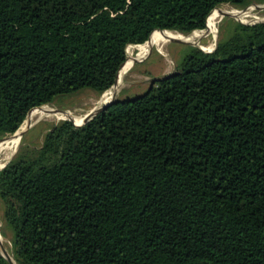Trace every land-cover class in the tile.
Returning a JSON list of instances; mask_svg holds the SVG:
<instances>
[{
    "label": "trees",
    "instance_id": "trees-1",
    "mask_svg": "<svg viewBox=\"0 0 264 264\" xmlns=\"http://www.w3.org/2000/svg\"><path fill=\"white\" fill-rule=\"evenodd\" d=\"M251 2L0 0V137L59 95L109 90L129 45ZM233 22L214 51L188 46L146 93L61 121L0 169L17 264H264V22Z\"/></svg>",
    "mask_w": 264,
    "mask_h": 264
},
{
    "label": "rangeland",
    "instance_id": "rangeland-1",
    "mask_svg": "<svg viewBox=\"0 0 264 264\" xmlns=\"http://www.w3.org/2000/svg\"><path fill=\"white\" fill-rule=\"evenodd\" d=\"M233 9L243 12L251 11V13L249 17H246L243 20L234 16L223 17L221 19L222 22L220 21L216 26V35L212 33L210 36H207V33L209 31L213 32L212 28L208 31H200L192 34L190 33L182 35L197 40L199 39L201 41L200 44L210 46V50H213L214 48H216L220 37H229L231 28L234 26L233 19L237 21H242L245 24H254L257 22L264 21V1L262 0H252V2L245 7H234L231 4H225L219 7L218 10ZM172 32L177 33L176 31ZM174 36L175 35L164 36L158 42L142 46L140 48H136L134 45L128 46V57L131 56V59L126 65L125 72L123 73L121 78V83H117V85H115L118 88L114 93H117L118 99H132L134 97L142 95L146 93L157 80L162 79L163 77L171 74L176 70L177 65L183 60L184 56L186 55L188 51V46L191 45L171 40ZM210 50L207 49L204 51L208 52ZM107 93L99 94L96 90L92 88H85L75 93L59 95L54 102L45 106H48L53 110L63 112L71 111L75 115L81 116L89 113L93 109L104 104L105 102H103V100L107 96ZM27 119L28 116L19 130L22 131L25 129L26 133H24V135L21 137V142L18 144L11 158L7 159L8 155L12 151L10 149H3V151L0 153V161H5L7 159L5 162L7 163L18 153V151L23 146H39L43 142L45 134L54 126L63 121V119L58 120L56 117L53 116L45 117L39 121L37 120V118H35L36 121L35 123H33V125L35 126L29 129V127H25ZM72 119L81 118L73 117ZM10 136L11 134L2 138H8ZM14 141L4 142L0 146H7L8 144H12ZM2 214L3 204L0 201V228L3 224ZM10 239V233H8L7 237H4L1 234V240L4 246L6 247L8 252L13 255L11 249L12 243Z\"/></svg>",
    "mask_w": 264,
    "mask_h": 264
},
{
    "label": "bare ground",
    "instance_id": "bare-ground-1",
    "mask_svg": "<svg viewBox=\"0 0 264 264\" xmlns=\"http://www.w3.org/2000/svg\"><path fill=\"white\" fill-rule=\"evenodd\" d=\"M250 13H251V11L243 12V11H238V10H235V9H233V10H220L219 14L217 13V16L215 18L214 24L211 27L212 30H213V32L209 31L207 33V36H210L212 33H214V35L217 34L216 26L221 21V19L223 17H225V16H234L236 18H239V19H242L243 20L246 17H249L250 16ZM166 32H168L166 34V36H168V35H170V36L175 35L171 39L173 41L180 42V43H187V44H189V45H191V46H193L195 48H199L201 50H204V49H207V48H211L210 46L200 44L201 41L199 39L197 40V39H194V38H189V37H187L185 35H182L180 33H175V32H172V31H163L161 33H166ZM137 46H139V45H137ZM140 47H142V46H139L138 48H140ZM125 64L121 67V70L124 68ZM121 70L119 71V74L117 76L118 84L121 83V80L119 81V77H120ZM117 88H118L117 86H115L114 88H112L107 93V96L104 98L103 102H106L107 100H110ZM39 108H37V109H39L37 112H35L34 114H31L28 117V119L26 121V125H25L26 128L29 127V129H31L32 127L35 126V125H33V123H35V121H36L35 118H37V120L39 121V120H41V119H43L45 117L53 116V117H56L58 120L69 119L70 121L79 122V121L84 120V118L88 116V118L84 121L83 124L87 123V121L90 118V114H89L90 112L87 113V114H85V115L77 116L74 113H72L71 111L63 112V111L53 110L52 108H50L48 106H42V107H39ZM71 117L72 118L73 117H76V118H81V119H72ZM20 142H21V138L18 137L12 144H8L7 146L4 145L5 147L4 146H0V153L3 151V149H10L12 152L8 155L7 159L11 158L13 152L15 151V149L17 148V146H18V144ZM6 160L5 161H0V164H2V165H0V168L3 167L4 163L6 162ZM0 237H1V233H0Z\"/></svg>",
    "mask_w": 264,
    "mask_h": 264
},
{
    "label": "water",
    "instance_id": "water-1",
    "mask_svg": "<svg viewBox=\"0 0 264 264\" xmlns=\"http://www.w3.org/2000/svg\"><path fill=\"white\" fill-rule=\"evenodd\" d=\"M230 17H232V16H230ZM240 22H242V21H240ZM262 22H264V21H262ZM243 23V22H242ZM161 31H166V30H161ZM169 31H171V30H169ZM190 34V33H189ZM216 48H214L213 50H210V51H208V52H212V51H214ZM117 83H118V81H117V78H116V81H115V84L112 86V87H114L115 85H117ZM111 87V88H112ZM110 88V89H111ZM109 89V90H110ZM109 90H107L106 92H104L103 94H106ZM118 100V98H117V93H114L113 94V96L111 97V99L109 100V101H107V102H105L104 104H102V105H100V106H98L97 108H95V109H93L92 111H90V118H89V120L88 121H90V120H92L97 114H99L100 112H102V111H104V110H106L110 105H112L113 103H115L116 101ZM45 105H47V104H45ZM45 105H42V106H45ZM42 106H39V107H42ZM35 108H37V107H35ZM34 109V108H33ZM33 109H31L30 111H32ZM30 111H29V113H30ZM29 113H28V115H29ZM27 115V116H28ZM66 120H69V119H66ZM87 121V122H88ZM20 129H18L15 133H13V134H11V136L10 137H8V138H2V137H0V145H2L4 142H9V141H14V140H16L18 137H22L23 135H24V133H26V130L24 129V130H22V131H19ZM10 162V160L7 162V163H5L4 165H3V167H1L0 169H2V168H4L8 163ZM0 251H1V253H2V255L11 263V264H17V262H16V260H15V258L13 257V255H11L9 252H8V250L6 249V247L4 246V244H3V242H2V240H1V237H0Z\"/></svg>",
    "mask_w": 264,
    "mask_h": 264
}]
</instances>
